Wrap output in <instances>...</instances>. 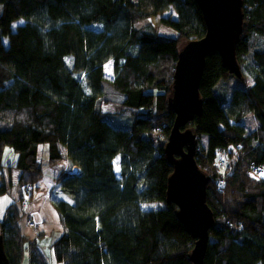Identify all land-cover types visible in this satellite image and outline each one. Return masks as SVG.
Listing matches in <instances>:
<instances>
[{
  "label": "trees",
  "instance_id": "trees-1",
  "mask_svg": "<svg viewBox=\"0 0 264 264\" xmlns=\"http://www.w3.org/2000/svg\"><path fill=\"white\" fill-rule=\"evenodd\" d=\"M169 7L176 18L160 16ZM243 15L235 55L251 84L234 88L224 103L217 87L228 72L217 53L208 54L201 114L189 125L197 138L195 161L209 177L206 203L214 217L203 264H264V172H255L264 171V0H243ZM158 16L175 38L135 28ZM204 33L194 0H0V168L8 146L16 154L8 169L18 172V186L36 187L45 144L49 164L59 162L64 149L79 169L56 177L62 197L51 202L63 224L50 244L56 261L192 264L194 240L165 201L172 167L163 144L174 119L167 99L178 44ZM104 85L120 96L129 128L111 123L120 112L100 108ZM246 113L258 124L252 132L242 123ZM7 187L0 184V197ZM157 201L165 206L141 208ZM21 213L10 205L0 218L9 263L48 264L21 234Z\"/></svg>",
  "mask_w": 264,
  "mask_h": 264
},
{
  "label": "water",
  "instance_id": "water-1",
  "mask_svg": "<svg viewBox=\"0 0 264 264\" xmlns=\"http://www.w3.org/2000/svg\"><path fill=\"white\" fill-rule=\"evenodd\" d=\"M205 24L201 38L187 41L177 52L171 93L167 99L174 119L163 154L172 167L167 178L165 201L172 203L179 221L194 240L189 260L203 264L214 217L206 203L209 177L195 161L197 138L189 126L201 114L199 83L205 57L217 53L228 74L242 77L236 59V45L242 33L243 0H194ZM0 264H10L0 238Z\"/></svg>",
  "mask_w": 264,
  "mask_h": 264
},
{
  "label": "rangeland",
  "instance_id": "rangeland-1",
  "mask_svg": "<svg viewBox=\"0 0 264 264\" xmlns=\"http://www.w3.org/2000/svg\"><path fill=\"white\" fill-rule=\"evenodd\" d=\"M160 16L161 17H168L169 16L171 18H176V13L172 7H169L168 10L166 12H163ZM160 16L146 18V19L138 22L137 24H135V28L140 29V30L152 29V31L156 32L157 34H159L161 36L175 38L177 35H176L174 30L161 25V23L159 21ZM21 23H22V21L19 20V21L15 22L13 25L21 24ZM186 42H187L186 40H180V42L178 44V49H180ZM241 74H242V77L239 79H237L234 75L228 74L227 78L219 83V85L217 87V92L220 95V97L223 99L224 103L228 102L230 95H231V92L234 88H244L245 89L251 84V77L248 76V74H245L244 72H242ZM104 90L106 93L104 94V96L101 99L100 108L101 109L103 108L104 111L116 112V113L120 112L121 114L119 115V117H115L114 119H112L111 123L117 127L122 126L124 128H129L131 125V119H128L129 113H126V111H123L122 107L118 104L120 96L117 93L113 92L109 86L104 85ZM120 109H121V111H120ZM120 118H121V120H120ZM124 119H126L125 121L128 122L127 125L121 124L124 122ZM242 123L245 125L247 132L254 131L258 125L257 121L255 120L252 113H246L242 119ZM206 140H207L206 136L203 135L200 139V141H201L200 146H205ZM166 141H167V139H166ZM164 144H163V146H164ZM45 146H46L45 144H42L39 146L38 159L42 163V165L44 164L42 153H43V148ZM14 158L16 159V154L14 153V151L8 146L4 147L3 156H2V160H1V163L4 165V167L1 168L2 171L0 170V172H2V174H3V176L0 175V184L7 185L8 189H7L6 193L0 197V218L5 215L6 210L9 208L10 205H14L18 210H20L21 193L23 192L25 185L26 186L30 185L29 183H25L24 186H21V185L17 186V184H16V181H17L16 180L17 179L16 173L12 172L11 175H8L5 172L6 166L8 167V165H12L14 163L13 162ZM60 164H61V161L53 163L52 165H60ZM44 165H46V164H44ZM113 166H114L115 174L119 175V170L117 171V169H119V158L118 157H116L113 160ZM75 169L76 168L74 167V168L67 169V170L74 172ZM14 171H16V170H14ZM9 182H11L12 184L9 185ZM30 186H32L33 189L36 188L34 186V184H32ZM19 189H20V191H19ZM33 192L34 191L32 190V193ZM55 196L60 197L61 195L57 194ZM29 203H30V201H29ZM164 206H165V202H163V201L149 202V203H142L141 204V208L143 210H155V209L163 208ZM47 223H48V224H46L47 230H49L51 232L53 231V237L55 239L58 238L62 234V231H63V224L61 222L59 214L51 222H47ZM29 242L35 243L33 241H29ZM35 246L44 255L45 260L48 264H62V262L56 261L50 255V245H47V243H44V244H42L41 248H39L38 245L35 243ZM22 264H26V259L24 260V262Z\"/></svg>",
  "mask_w": 264,
  "mask_h": 264
},
{
  "label": "crops",
  "instance_id": "crops-1",
  "mask_svg": "<svg viewBox=\"0 0 264 264\" xmlns=\"http://www.w3.org/2000/svg\"><path fill=\"white\" fill-rule=\"evenodd\" d=\"M62 153H63L62 154L63 157L60 160L61 164L52 165L49 164L47 161V146L43 148V153H42L43 163L46 165L44 164L41 165L43 172L42 178L37 183L36 188L33 190L34 192L31 195L30 203L28 204V206L26 208H23L20 205L19 211H21L22 213L17 222L18 228L21 234L28 241L35 242L39 248H41L42 244L47 243V245H50L52 242H54L57 239L53 237V231L51 232L47 230V226H46V224H48L47 222H51L54 218H56V216H58V213L55 210L54 205L51 203V197L57 194L61 195V193L57 189V184H56L57 175L60 172L67 170L68 168L71 169L75 167L76 168L74 171L75 173H78L79 171L77 166L69 165V161L65 156L64 149H62ZM14 161L15 158L13 159V162ZM2 167H4V165ZM14 170L15 169H8V167L6 166L5 172L8 175H11L12 172H15L16 176H18V172ZM0 175L3 176L2 172H0ZM11 184L12 183L9 182V185ZM61 197L62 195L59 198Z\"/></svg>",
  "mask_w": 264,
  "mask_h": 264
},
{
  "label": "built area",
  "instance_id": "built-area-1",
  "mask_svg": "<svg viewBox=\"0 0 264 264\" xmlns=\"http://www.w3.org/2000/svg\"><path fill=\"white\" fill-rule=\"evenodd\" d=\"M219 165L220 166H223L224 165V161L223 160H220L219 162ZM255 172H256V176H260L263 174V169L262 168H256L255 169ZM223 184V177L222 179L220 180L219 182V185H222ZM31 193H32V186L30 185H27L24 187V190H23V197H22V200H21V205L22 207H26L30 201V197H31Z\"/></svg>",
  "mask_w": 264,
  "mask_h": 264
},
{
  "label": "clouds",
  "instance_id": "clouds-1",
  "mask_svg": "<svg viewBox=\"0 0 264 264\" xmlns=\"http://www.w3.org/2000/svg\"><path fill=\"white\" fill-rule=\"evenodd\" d=\"M21 206H22V205H21ZM27 206H28V205H27ZM27 206H26V207H27ZM23 208H24V207H23Z\"/></svg>",
  "mask_w": 264,
  "mask_h": 264
},
{
  "label": "snow or ice",
  "instance_id": "snow-or-ice-1",
  "mask_svg": "<svg viewBox=\"0 0 264 264\" xmlns=\"http://www.w3.org/2000/svg\"><path fill=\"white\" fill-rule=\"evenodd\" d=\"M119 169H117V171H118Z\"/></svg>",
  "mask_w": 264,
  "mask_h": 264
}]
</instances>
